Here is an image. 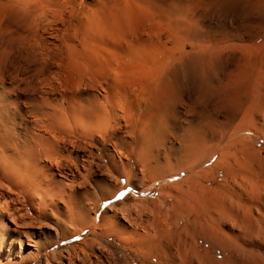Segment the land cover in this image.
Instances as JSON below:
<instances>
[{
  "label": "bare ground",
  "instance_id": "bare-ground-1",
  "mask_svg": "<svg viewBox=\"0 0 264 264\" xmlns=\"http://www.w3.org/2000/svg\"><path fill=\"white\" fill-rule=\"evenodd\" d=\"M138 2L164 15L160 59L102 56L118 0H0V264H264V0ZM121 176L160 183L150 214L103 208Z\"/></svg>",
  "mask_w": 264,
  "mask_h": 264
},
{
  "label": "rangeland",
  "instance_id": "rangeland-1",
  "mask_svg": "<svg viewBox=\"0 0 264 264\" xmlns=\"http://www.w3.org/2000/svg\"><path fill=\"white\" fill-rule=\"evenodd\" d=\"M118 1L120 4V9L124 12L125 17H128V19H127L124 27L118 28V30L121 29L120 32L117 31L118 35L115 34V37L111 36V37H107L105 39V43L108 44L109 49L105 45V49H107L108 52H107V50H105V53L103 52L102 56L105 55V56H103L105 59L108 58L109 60H113L114 62L116 60L117 61H119V60L128 61V59L129 60L131 59L132 54H134V52H135L134 50L137 49L138 52H140L142 55H144V58H156L157 54L160 52V48L162 49L161 46H163L160 44H162L164 42L163 40H164V37L167 33V26H166L164 19H163L164 15L158 9H156V8L154 9L155 4L150 5L148 3L150 5V7H148V4L144 3L146 5V7H145V5H143V3H141V2H138V0H118ZM177 1L181 2V4H185V3L188 4V3H190V1L194 2L195 0H177ZM85 2L89 3V2H91V0H85ZM139 10H140V12H139ZM209 13H206L207 15L205 14L201 19L203 21L202 23H204V27L210 26V27L214 28V30H218L219 26L225 21L223 19L220 20V18L218 16H216V15L214 16L211 12H209ZM160 20H163V21H160ZM252 21L255 25H263L262 24L263 23V16L259 15L258 13H254ZM157 22H159V23L157 24ZM150 24H153V25H150ZM181 33H182V35H184L183 31H181ZM116 36H118V37H116ZM189 42H190L189 40L186 41L185 47L187 50L190 49V45L188 44ZM187 44H188V47H187ZM139 49H140V51H139ZM158 49H159V51L157 52L156 50H158ZM162 51H163V49L160 52L161 54H159L161 57H162V55H164L162 53L165 51V49L163 52ZM152 53H155V55L153 54L152 57H150ZM160 56L157 58L160 59ZM103 74L106 75V76L103 75L106 78L109 76L106 73H103ZM113 76H115V75H113ZM125 76H127V77L122 78V76L117 75V77H119V79H120V82H119V84L116 85V87H114L112 89L113 90L112 92L114 95H117L119 97H125L126 99L129 98L128 101H130L132 103L134 101H133V99H130V97H131L130 86L133 85L132 90L136 89V87L138 88V86L135 85V83H137V80L139 81L140 79H138L139 77H136L137 80L134 77L131 78L130 76H128V73H126ZM108 78L111 81L112 78L111 77H108ZM131 79H135L134 82H133V80L131 81ZM130 82H132L133 84ZM134 85H135V88H134ZM206 109H207L209 114H212V111L209 107L208 108L206 107ZM119 157H120V155L116 156V158L118 159V160L116 159L118 161V163L120 165H121V163H125V162L127 164L129 163L127 166V169L129 170V168H130V171L133 173H136L138 178H140L139 167H138L139 165L136 162V158L133 157L132 154L130 155V154H126V153L123 154L120 158ZM129 158H130V160L131 159L132 160L129 161ZM130 162H131V166H129ZM104 172H105V167H104V165H102L101 161L96 162L95 164L92 165L91 174L94 178H97L99 176L98 174H105L106 175V173H104ZM112 178L113 177H111L110 179H112ZM118 179L119 180L114 178L111 180L112 187L109 190L112 191L113 189L116 188V186L118 184H119L118 186H120V188H122V190L120 192H118V194L116 195V197L114 199L105 202L103 204V208L107 209L111 206H114L112 209L113 210L112 213L114 214V212L115 213L117 212L116 216L117 215L120 216V217H118V216L117 217L121 221H124L125 219H127V220L138 219L140 216V215H138V213H136L135 216H133V215H134L135 211L139 212V210H138L139 208L141 209L139 212V214L141 213V216H145L148 210H149V212H151L150 210L152 208V204L155 203V201H156L155 199H157V196L159 195V188H160L159 184L160 183H154V185H153V184H149V182H147L144 179L138 180V179L132 178V180H130L131 178L127 179V177H122V176L119 177ZM152 200H153V202H152ZM145 202L148 203V205H146L148 207H146V206L142 207L143 203H144V205L147 204ZM141 203H142V205H141ZM136 205H137V209H136ZM139 205H141L142 208ZM149 206H151L150 209H149ZM144 208H147L146 212L144 211ZM132 212H134V213L132 214ZM149 212L147 213V215L150 214ZM130 213L132 216L130 215ZM129 217H131V218H129ZM127 220H125V221H127ZM90 233H91V231H84L78 237L71 239L69 241L62 242L56 248H54L52 250L50 249L49 252H54V251L57 252V251L65 249V248L74 247V246H78V245L80 246V243L84 240H87L89 237L92 239H95V238L98 239L95 236L94 237L89 236ZM109 241H111V240H109ZM111 247H112V249H114L116 254L121 256L122 250H121L120 246L118 245V243H116L115 241H111Z\"/></svg>",
  "mask_w": 264,
  "mask_h": 264
}]
</instances>
